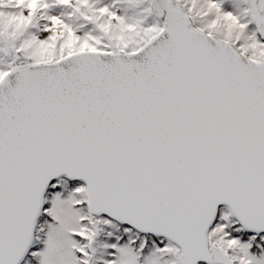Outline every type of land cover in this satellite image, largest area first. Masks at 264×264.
<instances>
[{
	"label": "snow or ice",
	"instance_id": "obj_1",
	"mask_svg": "<svg viewBox=\"0 0 264 264\" xmlns=\"http://www.w3.org/2000/svg\"><path fill=\"white\" fill-rule=\"evenodd\" d=\"M0 264H264V0H0Z\"/></svg>",
	"mask_w": 264,
	"mask_h": 264
}]
</instances>
